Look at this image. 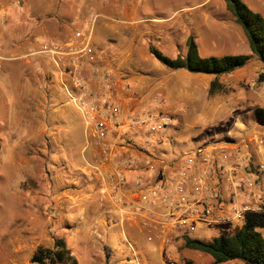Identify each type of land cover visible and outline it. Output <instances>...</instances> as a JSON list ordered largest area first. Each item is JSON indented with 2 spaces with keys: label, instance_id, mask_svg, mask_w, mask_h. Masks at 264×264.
Returning <instances> with one entry per match:
<instances>
[{
  "label": "crops",
  "instance_id": "0c3cea01",
  "mask_svg": "<svg viewBox=\"0 0 264 264\" xmlns=\"http://www.w3.org/2000/svg\"><path fill=\"white\" fill-rule=\"evenodd\" d=\"M163 1L167 0H86V5L97 13L99 18L104 21L105 28L110 27L114 34L136 27L145 29L151 24H154V28L158 27V25L175 26L177 18L181 17L177 15L178 12L179 14H192L194 11L191 10L193 6H190L187 9L178 10V12L174 13L175 16L163 14L151 16L147 12L149 3L155 5L154 8H156V4ZM209 1L201 0L200 2L203 5ZM65 6L64 0H0V37L3 39V50L0 53V67L2 68L0 69L8 66L18 68L15 63L20 64V69L24 66L27 67L23 73L26 76L21 75V77L16 78V81H19L16 91L17 97H21L20 84L23 81L36 83L41 81L44 90L50 88L48 92H42V94H45L44 102H37V105L33 104L30 106L16 105L18 107L17 114L20 115L21 119L20 126L24 127L28 132L23 144L28 142L29 138L33 139L34 129L42 128V131H46L52 125V129L57 132V134L52 136L56 138L58 131H62L63 125H65L63 124L64 121L73 122L72 116L74 114L70 111L68 105L65 108H61L62 103L68 99L70 100L67 93L75 91L70 77L60 72L57 76L51 74V70L54 71L53 68L55 69V67L50 58L42 54H35L43 43L53 38L55 39V37H61V34L63 35L67 31L62 27V23L68 24V29L71 27V20L57 15ZM154 8L152 7L153 10H155ZM104 9H108L107 12ZM38 12L42 14H37ZM255 12L264 17L262 12ZM201 16L204 18L205 26L210 30L209 16L204 15L203 12H201ZM19 22H26L28 28L31 25L32 28L28 29L26 34L18 32L15 25ZM32 23L36 24V26ZM212 24L217 28L218 34L215 37L216 39H209V47L211 49L218 47L216 44L225 47L227 46L226 44H229L228 41L232 44L229 45L232 48L235 45L239 46L238 43H241V45L243 43L247 44L242 31L234 23L237 32L234 31L236 37H232L233 40L230 39L231 35L227 32L225 23L217 22ZM198 33L193 32L199 50L198 41H201V37L197 35ZM37 34L43 37L40 41L37 40ZM187 37H183L180 43L177 40L170 41L172 43L170 46L172 52L170 58L185 54ZM72 39L74 40V38ZM240 54L250 55L249 48L248 51L237 55ZM155 66L159 70V75L150 71L147 74L140 73L137 77L127 78L121 76L115 79L117 85L116 98L120 105L121 120L126 121L132 115H144L148 112L158 111L161 108L162 112L164 111L172 116L173 125L169 128L173 129V132L176 134L181 131L187 132L189 129L187 122L193 120L199 130L203 132L201 133L202 136L193 139L195 144L192 149L183 151L177 156L172 154L171 157L167 156L169 152L165 149L166 144L172 149H178L181 145H186L185 142L176 144L172 136L167 139H163V136H154V143L149 148L142 149L139 145L140 138L136 143L131 142V138L135 137L124 126L120 130V137H115L108 133L106 138L100 141L94 136L93 130L87 126L85 114L78 110L72 102L74 108L80 112L84 119L85 144L88 147L92 146V148L87 154V149L84 147L77 155V157H82L81 162H77V169L79 170L77 175L79 178L87 177V180L84 181L85 183H83V179L78 178L76 184L60 187V192L66 197L65 202H63L64 207H66L64 211H70L71 215L78 216L77 221L81 224L91 226L94 224L96 227L105 226L103 237L111 240L112 244L116 241V247L112 249V252H121L124 257L130 255L133 258H142L143 264H174L178 262L177 258L180 257L181 259L179 260L181 261L184 258L187 260H199L205 255L186 249L184 247V237L195 238L193 233L200 227L205 228L208 225L213 228H228L230 226L239 228L242 221L225 222L219 219L217 215L222 212L228 213L233 206L238 208L250 206L253 209L256 204L252 201L247 202L242 195L244 193L240 192H248L249 190L246 188L237 193L235 188H232L230 183L224 178L220 183H217L213 178L208 181L200 180V185L201 182H206L209 189L218 190L221 196L220 211L217 208L211 218L193 219L188 224L189 230L171 234L168 233L170 224L162 216L164 211L156 199L149 214L144 213V211L143 213H138V211L144 210L146 203L142 199L144 191L141 188H137V186L140 185L139 187H142L161 183L165 176L182 170L185 155L200 151L202 155L195 162L186 187V197L189 200L196 198L192 195V186L197 182L195 180L200 179L199 175L206 164L202 159L205 155L209 158L213 156L212 158L217 161V164L224 162V165L236 172L237 177L244 175V171L241 169L244 165L249 164L254 174V186H252L250 191L257 196L263 197L264 127H258L252 116L248 117L249 120H244L243 117L247 116V114L252 115L254 109L259 106L264 107V104L258 105L259 95L257 89L251 91L249 96L245 95V91H221L211 96L209 95V89L213 81L212 76L184 73L180 70H174V72L164 70V73H162L161 66L157 63ZM28 70L39 72V75L30 78L27 74ZM241 70L227 75V77L234 76ZM225 77L222 76L220 78ZM187 79L191 83L189 87L184 86V82ZM219 83L227 88L222 80ZM60 88L63 89V94L59 93ZM27 95V101L33 96L35 98L39 96V94L37 95V93L32 91L27 92ZM52 96L58 99V103L54 105L58 109V115L53 117L50 116L49 107L45 104V100L49 101L48 99L52 98ZM52 101L54 102V100ZM181 109L183 111H180ZM235 114L238 117L234 118ZM41 115L42 117L39 120ZM218 126L227 129L226 134L231 137H228L225 141L212 142L213 139L208 134L210 132L209 129ZM64 130L68 131L66 128ZM165 133L166 131H163L158 134L164 135ZM126 134H129V139L124 137ZM109 137H112V140ZM57 138L59 139V135ZM93 139L97 140L96 146L92 142ZM200 139H203V142L197 144L196 140ZM58 142H60V139ZM23 144L18 142L17 149ZM17 155L21 157L19 153L14 155L17 163L27 162L25 165L27 166L26 173H28L32 169V165H28V162L33 160V156L29 155L30 159L28 160L22 157L18 158ZM125 157H130L132 161L127 163ZM223 157H226V160H223ZM169 167L172 168L169 169ZM118 172L124 174L125 185L123 186H119L115 180ZM37 192L47 193V190L44 192L37 189ZM120 197L124 201L121 206L117 204V199ZM29 199H31L30 194ZM99 205H102V207L100 208ZM155 212L159 213L156 214ZM244 215L242 220H244ZM146 218L149 220L148 223L151 227H157L158 229V232L155 233L158 237L152 241L147 239L153 232L152 229L150 227L144 228L141 225ZM140 235H144L147 242L153 244V249L149 250L143 247ZM201 240L209 241L206 238ZM123 245H126V250ZM123 256L121 255V258ZM205 257L212 261L210 257Z\"/></svg>",
  "mask_w": 264,
  "mask_h": 264
},
{
  "label": "rangeland",
  "instance_id": "374dc122",
  "mask_svg": "<svg viewBox=\"0 0 264 264\" xmlns=\"http://www.w3.org/2000/svg\"><path fill=\"white\" fill-rule=\"evenodd\" d=\"M64 1L66 6L60 12L58 11L57 15L71 20L70 26L72 28L68 29V24L62 23V27L67 31L63 35L61 34V37H55V39L53 38L45 43H59L71 40L76 32L90 35L93 46V59L90 61L85 59L82 63V74L89 80V83L93 77V70H98L101 75H108L114 81L121 76L127 78L137 77L140 73L147 74L150 71L159 75V70L155 66L156 63L161 66L162 73H164V70L174 72V70L159 64L149 54L148 46L152 45L161 53L170 57L172 53L170 48L172 43L170 41L177 40L180 43L183 37L189 35L196 39L193 32H199L197 35L201 37V41H198L200 56L237 55L248 51L246 43L242 45L238 43L239 46L235 45L232 48L229 46L232 45L229 41V44H226L227 46L225 47L217 44L216 46L218 47L212 49L209 47V39H216L215 37L218 34L217 28L212 23H225L226 30L231 35L230 39L233 40L232 37H236L234 31L237 32V28L233 24L231 16L225 10L223 0H210L203 5L200 2L201 0H167L157 3L156 8H154L155 5L149 3L147 12L151 16L157 14L171 16L178 10L187 9L190 6H193L191 10L194 11L192 14H179L178 12L177 15L181 17L177 18L175 26L158 25V27L154 28V24H151L145 29L136 27L115 34L110 27L105 28L104 21L86 5V0ZM241 1L250 9L264 14V0ZM107 10L104 9L105 12ZM40 12L37 14L41 15L42 13ZM201 12L209 16L210 30L205 26ZM15 26L17 27L16 31L23 34H26L28 29L32 28V25L28 28L26 22H19ZM42 38V35L37 34L38 41ZM2 41L3 39H1V45ZM77 42L79 43L80 41L77 40ZM15 64H17L18 68L8 66L0 69V138L2 139L0 150V264H37L31 262L34 253L39 248L55 251L57 244L63 245L66 253L56 264H126L130 261L132 262L128 264H143L142 258H133L130 255L124 257L121 252H112V249L116 247V241L112 244L111 240L103 237L105 226L96 227L94 224L92 226L81 224L77 221L78 216L71 215L70 211H64L66 207H64L63 202H65L66 197L60 192V187L77 183L79 178L77 175L79 171L77 162L80 163L82 160L81 156L77 157L78 152L85 147L88 154L92 148V146L88 147L85 144L84 119L80 112L74 108L72 101L68 99L61 104V108H65L68 105L70 111L74 114L72 116L73 122H63L65 124L62 128L63 132L58 131L60 142H58V135L53 138L52 135L57 134V132L50 125V129L46 131H42V128L34 129L33 139L29 138L30 140L23 144L28 132L24 127L20 126L21 119L20 115L17 114L18 107L16 105L30 106L33 104L37 105V102H44L45 94H42V92H48L50 88L44 90L41 81H38V83L23 81L20 84L21 97H17L16 91L19 81H16V78L21 77V75L26 76L23 73L27 67L24 66L20 69V64ZM55 69L53 68L54 71L51 70V74L57 76L59 71ZM180 71L187 73L184 70ZM38 73L33 70L27 71L30 78L38 76ZM28 76L27 78L29 79ZM221 80L227 87L222 92L245 91V95L249 96L251 91L257 89L259 95L258 105L264 104V66L256 59L251 60L246 68L234 76L219 78V81ZM190 85V81L188 79L185 80L184 86L189 87ZM95 88L97 89L96 85L91 82L90 90L94 92ZM29 91L39 94L38 98L33 96L27 101V92ZM62 91L63 89L60 88L59 93L63 94ZM48 100H45V104L49 107L50 116L58 115V109L54 106L55 103H58L57 97L54 98L52 96ZM180 111H183V109ZM156 112L166 114L164 111L162 112L161 108ZM167 115L172 117L170 114ZM236 115H234V118L238 117ZM250 116L252 115L247 114L243 118L247 120ZM41 117L42 115L39 120ZM187 127H189L187 132L181 131L178 134L173 132L171 128H168L164 135L155 134L157 137L163 136V139L172 136L176 144L186 143V145H181L178 149L173 148L174 150L166 144L165 149L169 152L167 154L168 157H171L172 154L177 156L183 151L192 149L195 144L193 139L202 136L201 133L203 132L199 130L193 120L187 122ZM65 128L68 131H65ZM209 130L210 132H207L213 139L212 142L225 141V139L231 137L226 134L227 129L221 126ZM68 137L70 140L67 139ZM124 137L129 139V134L124 135ZM109 138L112 140V137ZM138 139L132 137L131 142L136 143ZM18 142L23 145L17 149ZM92 142L96 146L97 140L93 139ZM196 142L200 144L203 139L196 140ZM17 153L28 160L31 155L33 156V160L28 162V165H32V169L28 166L30 169L28 173H26L27 166L25 165L27 162H23L24 164L22 162L17 163L16 156H14ZM21 157L18 156V158ZM79 179H83V183H85L84 181L87 180V177ZM37 189L44 192L47 190V193L37 192ZM29 194L31 199L28 200ZM99 207L101 208L102 205H99ZM236 228L238 227L213 228L208 225L205 228L200 227V229H197L193 236L199 239L212 240L220 234H232ZM259 232L264 236V229H260ZM140 240L145 249H153V244L147 242L144 235H140ZM123 246L126 250V245ZM121 255L123 256L122 258ZM177 259L178 262L174 264H213L205 256H202L199 260H187L184 258L181 261L179 260L181 257ZM227 264L242 263L229 262Z\"/></svg>",
  "mask_w": 264,
  "mask_h": 264
},
{
  "label": "built area",
  "instance_id": "2783aa9c",
  "mask_svg": "<svg viewBox=\"0 0 264 264\" xmlns=\"http://www.w3.org/2000/svg\"><path fill=\"white\" fill-rule=\"evenodd\" d=\"M75 40L80 42L75 43ZM2 48L0 38V53ZM35 54L49 57L60 73L70 77L75 91L67 94L76 108L85 114L87 126L93 130L96 139L102 141L108 133L120 137V130L126 126L135 138H140L139 145L142 149H147L154 143L155 134L166 131L173 125L172 117L156 111L144 115H132L126 121L121 120L120 105L116 98V82L108 75H101L98 70L92 71L93 77L90 79V83L93 82L97 89L94 92L90 90L89 80L82 74L83 61L93 59V46L90 35L76 32L74 40L44 43ZM201 155L202 152L200 151L185 155L182 170L165 176L159 184L137 186V188L144 191L142 199L146 203L144 210H140L138 213L144 211V213L149 214L156 199L164 211L162 216L170 224L168 233L175 234L178 231L189 230L188 224L193 219L211 218L217 208L219 211L221 209V196L218 190L209 189L206 182L199 184L200 180L208 181L210 178H213L217 183H220L224 178L232 188H235L237 193L247 188L248 192H240L244 193L242 195L247 202L252 201L256 204L253 209L250 206L242 208L233 206L228 213H218L217 217L219 219L225 222H240L243 221V215L247 212H264V196H257L250 191L254 186V174L250 165H244L241 169L244 171V175L237 177L232 168L224 165V162L217 164V161L213 160V156L210 158L206 155L202 156L203 162L206 164L199 175L200 179L195 180L197 182L192 186V195L196 198L189 200L186 197L187 183L195 162ZM223 160H226V157H223ZM125 161L130 163L132 159L125 157ZM115 180L119 186L125 185V177L122 172L117 173ZM117 204L120 206L124 204L121 197L117 199ZM148 222L149 220L146 218L141 225L144 228L150 227L152 229L153 232L147 237L148 241H152L158 237L155 234L158 229L157 227H151Z\"/></svg>",
  "mask_w": 264,
  "mask_h": 264
},
{
  "label": "trees",
  "instance_id": "16d2710c",
  "mask_svg": "<svg viewBox=\"0 0 264 264\" xmlns=\"http://www.w3.org/2000/svg\"><path fill=\"white\" fill-rule=\"evenodd\" d=\"M225 10L233 23L240 28L247 42L250 55H222L201 57L193 36L186 39V52L170 58L154 46H148L149 54L162 66L170 70H184L190 74L213 77L209 95L213 96L226 88L219 78L245 68L253 59L264 66V17L250 9L241 0H223ZM252 118L258 127H264V107L253 110ZM2 140L0 138V150ZM264 212H247L240 227L231 235H218L206 241L184 237V247L211 258L213 264L240 262L242 264H264ZM66 253L63 245H56L55 251L39 248L31 258L32 263L56 264Z\"/></svg>",
  "mask_w": 264,
  "mask_h": 264
}]
</instances>
